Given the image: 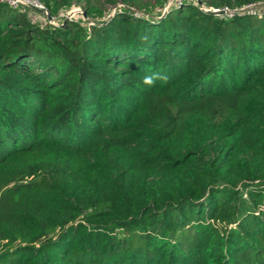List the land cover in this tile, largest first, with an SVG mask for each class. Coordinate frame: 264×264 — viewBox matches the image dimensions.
<instances>
[{
	"label": "trees",
	"instance_id": "obj_1",
	"mask_svg": "<svg viewBox=\"0 0 264 264\" xmlns=\"http://www.w3.org/2000/svg\"><path fill=\"white\" fill-rule=\"evenodd\" d=\"M117 1L0 0V264H264V8Z\"/></svg>",
	"mask_w": 264,
	"mask_h": 264
},
{
	"label": "rangeland",
	"instance_id": "obj_2",
	"mask_svg": "<svg viewBox=\"0 0 264 264\" xmlns=\"http://www.w3.org/2000/svg\"><path fill=\"white\" fill-rule=\"evenodd\" d=\"M141 3H147L149 2V0H140ZM185 1H191L194 2L197 6H199L200 8H202L204 11H212L214 10V8L210 7V5H208V3L210 2V0H198V1H194V0H168L166 7L161 11L160 8H156L153 10V12L151 13L154 16H157L158 14H165L166 11L169 8H173L174 6H176V4H182V2ZM202 1V2H200ZM152 4H154V2H152ZM86 0H73L72 2V7L69 9H60L59 11H57V13L55 15H51V13L48 11V9L46 8L48 14L52 17V18H56L54 20L53 23L58 24V26H64V22H66V26L67 23L69 21H81L84 22L85 25H93L95 24V22L92 19H88L87 15H86ZM102 9L106 12L105 14V19H103L104 21H108L109 18L111 16H113L115 13L120 12L122 9H125V5L122 3V1L118 0L116 5H110V4H103ZM225 8H221L218 9V12H222L220 13L218 16H226L224 10ZM216 10V9H215ZM131 13H133L134 15L138 16L141 13L144 12L143 8H140L138 5H135L131 8ZM161 12V13H160ZM67 16V18H61V16ZM32 20L36 23H38L39 25L46 27V26H54L52 24L49 23V21L44 18L43 16L40 15H35L32 16Z\"/></svg>",
	"mask_w": 264,
	"mask_h": 264
},
{
	"label": "built area",
	"instance_id": "obj_3",
	"mask_svg": "<svg viewBox=\"0 0 264 264\" xmlns=\"http://www.w3.org/2000/svg\"><path fill=\"white\" fill-rule=\"evenodd\" d=\"M1 1H6L10 6L14 8H17V7H22L23 9L28 8L35 12H37L36 10H39L40 12L38 13H40L41 16L46 18L50 24L54 26H58V24L53 23L56 18H52L48 14L46 7L39 0H12V1L1 0ZM194 1H198V0H194ZM263 8H264V3L256 2V3H251L241 8L234 9V10H229L228 8H225L223 10L226 13L225 15L227 17H232L233 15L239 14V13L256 14V13H259ZM212 12H218V11L217 9L216 10L214 9L212 10ZM61 18L64 19V18H67V16L62 15Z\"/></svg>",
	"mask_w": 264,
	"mask_h": 264
},
{
	"label": "clouds",
	"instance_id": "obj_4",
	"mask_svg": "<svg viewBox=\"0 0 264 264\" xmlns=\"http://www.w3.org/2000/svg\"><path fill=\"white\" fill-rule=\"evenodd\" d=\"M144 82H145L146 84H152V83H153V77H151V76H147V77H145V78H144Z\"/></svg>",
	"mask_w": 264,
	"mask_h": 264
},
{
	"label": "water",
	"instance_id": "obj_5",
	"mask_svg": "<svg viewBox=\"0 0 264 264\" xmlns=\"http://www.w3.org/2000/svg\"><path fill=\"white\" fill-rule=\"evenodd\" d=\"M7 1H12V0H7ZM36 11H37V12H40L39 10H36ZM208 12L213 13V14H215V15H219L220 13H222V12H212V11H208ZM66 22H67V21L64 22V26H62V28H65V27H66Z\"/></svg>",
	"mask_w": 264,
	"mask_h": 264
}]
</instances>
